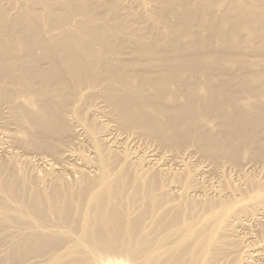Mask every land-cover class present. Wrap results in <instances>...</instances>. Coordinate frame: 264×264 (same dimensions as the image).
<instances>
[{
  "label": "bare ground",
  "instance_id": "bare-ground-1",
  "mask_svg": "<svg viewBox=\"0 0 264 264\" xmlns=\"http://www.w3.org/2000/svg\"><path fill=\"white\" fill-rule=\"evenodd\" d=\"M0 264H264V0H0Z\"/></svg>",
  "mask_w": 264,
  "mask_h": 264
}]
</instances>
